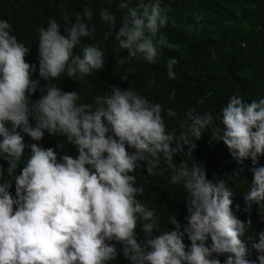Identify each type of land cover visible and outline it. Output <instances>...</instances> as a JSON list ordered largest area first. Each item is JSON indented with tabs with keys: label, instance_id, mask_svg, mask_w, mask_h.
<instances>
[{
	"label": "clouds",
	"instance_id": "obj_1",
	"mask_svg": "<svg viewBox=\"0 0 264 264\" xmlns=\"http://www.w3.org/2000/svg\"><path fill=\"white\" fill-rule=\"evenodd\" d=\"M60 8L63 29L52 18L38 28L36 80L32 73L37 64L25 60L30 48L12 34L9 21L0 20V157L15 182L13 196V181L3 180L0 165V264H110L117 257L116 245L106 243L111 241L120 244L130 264H221L220 257L223 264H253L241 239L252 221L234 215L233 192L223 180H209L201 162L192 158L189 166L173 157L185 146L192 156L193 138L200 140L211 127L215 142L240 165L230 179L242 177L244 162L251 160L244 210L254 204L264 209V166L259 165L264 156V98L248 102L233 93L221 109L219 126L211 111L189 108L179 121V133L166 127L165 113L177 116L172 108L153 103L132 87L111 86L110 93L78 103L79 92L63 91L49 81L61 74L73 78L99 72L104 52L82 43L96 34L92 8L75 13L63 3ZM118 8L119 25L109 8H102L99 18L108 28L105 41L112 38L127 50L120 63L142 57L157 64L161 49L169 46L160 30L169 25L170 9L163 7V0H119ZM196 21L187 26L190 31L205 27L201 16ZM178 63L174 58L165 61L169 79L176 78ZM40 80L46 81L43 87ZM154 84L149 81V86ZM37 91L39 98L30 99ZM45 133L63 137L77 155L68 154L60 141L55 146L62 153L59 158L54 148L41 147L38 142ZM25 136L34 143L26 145ZM26 147L30 153L24 160ZM138 169L147 176L168 170L172 184L182 183L187 193L184 225L172 215L171 229L160 230L155 208L138 199L144 194V185L137 184ZM256 236L248 240L264 264V231Z\"/></svg>",
	"mask_w": 264,
	"mask_h": 264
},
{
	"label": "trees",
	"instance_id": "obj_2",
	"mask_svg": "<svg viewBox=\"0 0 264 264\" xmlns=\"http://www.w3.org/2000/svg\"><path fill=\"white\" fill-rule=\"evenodd\" d=\"M118 2L119 0H112L111 3L108 0H0V20L9 21L12 34L30 48L25 60L30 65L37 64V71L32 73V79L36 80L39 79L36 46L38 28L46 27L48 20L52 18L60 22L63 29L61 3L69 13L80 12L85 6L91 7L96 34L82 43L101 47L104 52V67L86 77L78 75L69 78L66 74H61L59 80L49 83H58L66 92H79L78 103H90L95 96L110 93L111 86H118L122 90L135 88L153 103H160L165 109L172 108L177 113L173 118L167 117L165 113L169 131L176 129L179 133V121L189 108L195 107L200 113L211 111L217 117L216 125L219 126L221 109L226 106L233 93H239L248 102L264 98V0H163V7L170 9L169 25L160 31L168 37L169 46L161 49L162 56H158L157 64H149L142 57L120 63L127 58V50L120 49L118 42L112 38L105 41L104 33L108 28L100 22L99 11L109 8L116 14L119 25L122 12L118 8ZM197 15L202 17L201 22L205 27L199 31H190L187 26L197 23ZM169 58L179 61L174 68L175 79L167 77L165 61ZM150 80H154L155 84L149 86ZM45 84L46 81L40 80V87ZM39 95L37 91L30 99H38ZM59 141L65 143L68 154L73 157L77 155L75 148L67 145L63 137H52L45 133L38 143L45 149L54 148L59 158L62 153L55 148ZM24 142L26 145L34 143L27 136L24 137ZM193 143H196V148L192 156L185 146L183 153L173 157L174 161H184L191 166L193 158L205 166L209 180L214 183L223 180L226 183L233 192L234 215L241 221L249 218L252 221V228L246 229L241 239L247 247V258L253 264H259V254L252 248V241L248 237L256 239V234L264 231V209H259L254 204L250 211H245L243 201L252 181V175L248 171V167L252 166L251 160L244 162L247 167L242 177L230 179L233 171L240 165L231 158L222 143L215 142L211 127L200 140L195 141L193 138ZM29 153L30 149L26 147L24 160ZM0 165L5 169L3 180L13 181L10 191L15 196L14 177L6 175L8 165L2 157ZM259 165L264 166V156L259 157ZM20 167H23V161ZM137 171L141 175L137 177V184L144 185V194L138 199L149 208H155L160 230L168 227L171 229L168 220L172 215L184 225L187 193L182 183L172 184L171 172L168 170L153 176H147L142 169ZM236 205H239V209ZM136 232L139 237V224ZM184 242L189 243L186 237ZM106 243H114L117 248V257L110 264H130L123 257L119 243ZM208 243L210 244V240ZM220 260L223 264L224 257H220Z\"/></svg>",
	"mask_w": 264,
	"mask_h": 264
}]
</instances>
